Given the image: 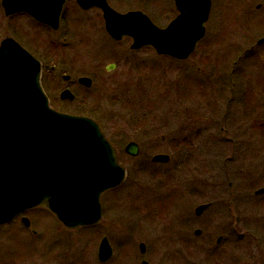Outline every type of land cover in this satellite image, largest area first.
Wrapping results in <instances>:
<instances>
[{
  "label": "rangeland",
  "instance_id": "obj_1",
  "mask_svg": "<svg viewBox=\"0 0 264 264\" xmlns=\"http://www.w3.org/2000/svg\"><path fill=\"white\" fill-rule=\"evenodd\" d=\"M108 1L120 12L142 11L160 28L175 17L172 0ZM213 2L218 6L219 2L246 5L235 6L225 21L214 10L206 37L187 61L159 56L151 47L133 51L128 38L111 40L100 27L103 21L96 11L84 14L81 26L76 23L66 40L35 26L37 40L32 47L37 54L34 57L42 61L44 76L94 78L90 90L77 92L76 102L58 106L63 113L82 115L100 125L126 178L121 186L102 195V220L95 226L67 229L46 205L26 213L30 229L21 220L6 226L7 231L0 235L4 239L0 247L3 264H137L130 253L131 241L136 238L146 244L149 264H180L178 246L164 243L166 229L171 226L167 208L180 205L179 193H168L164 185L190 181L196 174L200 179L212 176L214 161L229 157V145L213 144L212 137L220 138L216 113L225 110L230 99L232 115L258 113L264 127V46H256L264 31L255 34L260 26L242 25L244 16L264 15V10H256L264 0ZM0 23H5L2 17ZM11 25L14 33L0 28V39L15 35L22 46L32 45L26 35L35 25L30 18L16 19ZM218 29L219 36L215 33ZM252 46L255 51L249 52ZM56 63L58 69L50 73V66ZM112 64L116 68L106 70ZM233 70L234 95H225L223 84L220 96L214 97L213 89L230 78ZM57 79L64 84L59 76ZM233 121L239 125V119ZM129 142L140 145L141 154L135 160L124 151ZM160 154L170 156V161L153 163V157ZM103 238L113 250L106 263L98 258ZM138 248L136 242L137 252ZM31 249H38V255Z\"/></svg>",
  "mask_w": 264,
  "mask_h": 264
},
{
  "label": "water",
  "instance_id": "obj_2",
  "mask_svg": "<svg viewBox=\"0 0 264 264\" xmlns=\"http://www.w3.org/2000/svg\"><path fill=\"white\" fill-rule=\"evenodd\" d=\"M65 0H2L6 15L26 12L40 23L56 27ZM84 9L103 12L105 28L113 39H132L131 49L152 47L160 56L188 60L205 37L211 0H174L186 12L165 29L141 11L121 14L107 0H77ZM56 8L55 18L52 15ZM264 43V39L259 44ZM110 68L109 70H111ZM40 62L12 38L0 46V224L44 203L68 228L88 226L102 218L101 195L125 179L110 143L100 127L86 117L59 113L49 107L40 86ZM80 82L91 86L90 79ZM62 99L74 100L65 91ZM125 152L138 155L130 142ZM170 157L157 155L156 163ZM206 206L200 207L202 211ZM26 225H29L24 219ZM100 262L112 257L107 238L99 247Z\"/></svg>",
  "mask_w": 264,
  "mask_h": 264
},
{
  "label": "flooded vegetation",
  "instance_id": "obj_3",
  "mask_svg": "<svg viewBox=\"0 0 264 264\" xmlns=\"http://www.w3.org/2000/svg\"><path fill=\"white\" fill-rule=\"evenodd\" d=\"M53 1L55 2L56 0ZM172 2L175 9L174 19L182 16L184 12L188 16H194L196 11L191 4L182 10V7L175 5L174 0ZM108 3L116 10L109 1ZM216 3L211 0L207 23L210 22L214 10H218L220 18L225 21L235 6L246 5L245 2H235L234 5L232 4L233 2H219L220 6ZM256 10L263 11L264 2H259ZM91 11H96L100 14L103 21V25L100 27L107 34L102 11L98 8L84 9L77 3V0H65L60 10L56 27L41 24L26 12L7 16L2 0H0V17L5 22L0 23V28L3 30L10 29L14 33L15 29L11 25V22L24 17L30 18L35 25L33 28L27 29L26 35L31 38L32 45L23 47L35 56L37 54L32 46L35 45L34 41L37 40V35L35 34L38 31L36 29L38 26L66 40L73 33L75 24L78 23V26H81L80 21L83 22L82 17ZM128 12L130 10L120 13ZM52 15L55 18L56 8L53 9ZM244 20L242 23L244 28L245 25L250 27V24L254 23L255 29L260 26L255 34L264 31V15L252 13L251 15L244 16ZM241 30L244 34V30ZM217 32L221 33L220 30L215 31L217 36H219ZM14 36L11 35L10 37L16 39ZM109 38L115 41L110 36ZM262 39H264V36L256 42L257 47L264 46V43L259 44ZM1 42L2 39H0V44ZM250 51H255V47L252 46ZM40 62L42 67L41 86L52 109L63 113V111H60L61 108H59L58 104H72L76 102L63 100L61 94L64 91L71 92L77 99V92L90 90L91 87H86L80 82V79L86 76L77 75L73 77L75 80H72V75L70 74L58 75L64 82L63 85L58 81V76H44L46 74H44L42 61ZM113 66L115 69L116 65ZM56 69H58L57 63L50 66L49 72L55 73ZM106 70H108V67ZM233 74L234 70L230 78L220 81L221 84L218 82L217 89H213L215 93L214 97L220 96L223 84H226L225 95L228 93L230 97L234 95L237 84L231 78ZM89 79L92 86L94 78L89 77ZM81 101L84 102L85 98H82ZM231 101V99L228 101L225 110L216 113V116L220 118L218 123L220 138L212 137L213 144L225 143L229 145L231 150L229 157L214 161L217 164L212 166V172L215 173L212 176L207 175L205 179H200L196 174L193 175L190 181L185 179L176 181L175 185H164L168 193L169 191L179 193L180 205L176 208H167L169 213L166 218L170 221L171 226L166 229L167 233L164 236V243L167 244L169 242L170 244L172 242L178 246L180 264H264V127L262 126V116L258 113L248 116V111H243L234 116L230 112L229 106ZM216 103L219 104V101ZM233 119H239V125ZM137 146L138 155L136 157L130 156L134 160L141 154L138 143ZM236 155H238V158H236ZM189 199L191 203L188 202ZM202 206L206 207L202 211H199ZM38 208L24 211L18 214L10 223L0 225V235L3 236V233L7 231L4 229L6 226L17 220H21L22 224L27 229H30L31 222L26 213ZM154 215L157 216V213H154ZM24 219L27 220L29 225H26ZM138 239H132L130 253L137 264H149L145 260L147 255L146 244L138 242ZM136 242L139 245L138 252L136 251ZM2 244L4 245V239H0V247ZM1 262L3 264V261ZM4 264L10 263L5 261Z\"/></svg>",
  "mask_w": 264,
  "mask_h": 264
},
{
  "label": "bare ground",
  "instance_id": "obj_4",
  "mask_svg": "<svg viewBox=\"0 0 264 264\" xmlns=\"http://www.w3.org/2000/svg\"><path fill=\"white\" fill-rule=\"evenodd\" d=\"M35 247L36 246H34L33 248H35ZM31 252L38 255V249H31Z\"/></svg>",
  "mask_w": 264,
  "mask_h": 264
}]
</instances>
